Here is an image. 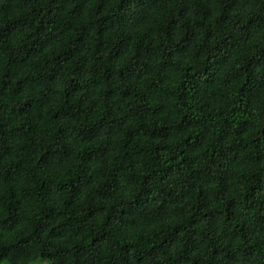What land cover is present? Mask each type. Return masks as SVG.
I'll return each mask as SVG.
<instances>
[{"label":"clouds","instance_id":"1","mask_svg":"<svg viewBox=\"0 0 264 264\" xmlns=\"http://www.w3.org/2000/svg\"><path fill=\"white\" fill-rule=\"evenodd\" d=\"M0 264H264V0H0Z\"/></svg>","mask_w":264,"mask_h":264}]
</instances>
